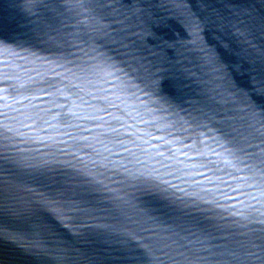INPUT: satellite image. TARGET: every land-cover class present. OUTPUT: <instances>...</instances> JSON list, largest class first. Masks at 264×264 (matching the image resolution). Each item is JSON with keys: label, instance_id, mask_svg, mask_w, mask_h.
Returning <instances> with one entry per match:
<instances>
[{"label": "snow or ice", "instance_id": "snow-or-ice-1", "mask_svg": "<svg viewBox=\"0 0 264 264\" xmlns=\"http://www.w3.org/2000/svg\"><path fill=\"white\" fill-rule=\"evenodd\" d=\"M22 7L31 14L47 5L23 0ZM56 7L80 10L85 27L77 31L85 38L70 36L84 45L73 46L80 55L64 52L61 36L42 25L37 31L54 49L48 56L10 37L0 43L9 53L0 64V162L8 166L0 185V264H264V112L240 120L207 95L181 107L162 94L159 70L97 51V36L122 38L103 12L109 4L69 0ZM188 17L202 61L218 63L200 21ZM224 23L248 34L238 20ZM13 48L25 55L11 54ZM25 143L48 151L26 154L30 150L18 147ZM60 167L67 171H56ZM20 169L28 170L23 178L14 171ZM140 195L150 197L147 203L166 201L178 214L148 215ZM185 209L220 222V229L207 223L221 231L218 245L187 238L191 233L181 224L210 237ZM112 212L143 214L132 221L142 236L122 230L139 241L136 250L73 248L58 230L64 226L78 238L108 233L113 226L97 214Z\"/></svg>", "mask_w": 264, "mask_h": 264}, {"label": "water", "instance_id": "water-1", "mask_svg": "<svg viewBox=\"0 0 264 264\" xmlns=\"http://www.w3.org/2000/svg\"><path fill=\"white\" fill-rule=\"evenodd\" d=\"M69 0H43L46 9L29 14L22 7L23 0H0V43L11 40L21 42L23 47L36 55L48 54L54 49L47 43V37L37 31V25H42L47 31L51 29L59 34L64 41L62 50L73 55H80L75 48H84L70 36L77 35L84 39V34L78 28H84L79 9L56 7L66 5ZM87 6L92 0H79ZM110 7L103 10L110 26L121 34V39L97 36L95 44L100 45L97 51L115 54L117 59L126 60L135 57L147 71L159 70L162 94L171 97L181 107L194 106L204 95L209 96L214 103L227 107L238 119L244 120L248 113L264 112V0H103ZM182 4L183 7H177ZM122 6V7H120ZM130 7L137 11H128ZM200 21V35L204 44L216 53L218 63H205L201 59L198 48L192 44V35L188 26V14ZM89 15V13H84ZM39 17V19H38ZM240 21L248 28L246 36H239L224 21ZM118 22V23H117ZM52 32H48L51 35ZM91 36V33L87 34ZM231 44L228 45V42ZM74 46V47H73ZM11 54L24 56L25 53L11 49ZM87 52V49H85ZM92 55L93 53H88ZM50 58V57H49ZM70 58V57H66ZM9 59V53L0 51V64ZM19 63V61H17ZM135 67V65H132ZM122 67V65H118ZM127 71V69H125ZM44 131H47L44 129ZM24 139V137H19ZM18 147L46 152L38 143H25ZM3 152L0 151V160ZM8 167L0 162V185L5 182L2 173ZM18 171L21 178L28 170ZM56 171H67L62 167ZM2 191V189H0ZM132 195H137L132 193ZM141 207L149 208L148 215L160 212L175 217L178 213L174 205H164L166 201L147 203L150 197L138 196ZM102 207H105L102 205ZM173 209V210H170ZM186 215L195 218L209 239L205 240L196 227L181 224L191 233L189 240H200L206 244L218 245L221 231H213L207 227L212 223L217 229L222 225L211 218L208 212L197 213L189 209ZM100 223L113 226L114 230L97 235L94 232H81L80 238L71 229L60 226L62 239L71 247L81 250L95 249L102 254H115L122 250H136L137 241L131 235H125L126 229L142 236L137 225L132 221H141L143 214L132 213L110 215L97 214ZM201 216L205 219L201 220ZM142 226L147 227V224ZM28 238L24 242H27ZM195 247V243L192 245Z\"/></svg>", "mask_w": 264, "mask_h": 264}]
</instances>
